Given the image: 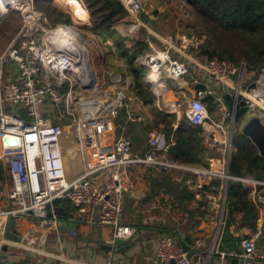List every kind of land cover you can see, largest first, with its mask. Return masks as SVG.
<instances>
[{
	"label": "built area",
	"instance_id": "built-area-1",
	"mask_svg": "<svg viewBox=\"0 0 264 264\" xmlns=\"http://www.w3.org/2000/svg\"><path fill=\"white\" fill-rule=\"evenodd\" d=\"M118 1L134 28L146 27L142 19L151 18L149 7L141 0ZM182 5L188 9L185 2L181 1ZM10 12L18 14L20 28L0 55V159L10 177V186L0 189V217L13 219L17 225L30 219L35 221L30 225L36 229L57 230V215L51 209L48 217L46 206L54 199H61L74 211L71 218L66 214V223L74 224L78 218L85 223L97 221L111 229V249L106 264H130L115 260L112 254L116 240L129 242L134 234V229L122 223L123 204L133 187L129 168L143 165L172 174L176 185L185 188L194 199L209 204L215 213V229L209 239L195 238L186 251L177 240L163 237L157 243L154 264H213L214 256L218 264H225L228 256L219 251V244L228 216V184L240 183L251 190L253 201L262 202L264 179L229 173L236 122L223 95L240 96L247 112L264 110V68L254 70L245 62L235 63L219 56L200 62L188 59L195 66V84L208 80L211 87L208 89L209 82L203 81L207 85L203 84L205 90L198 88L192 96H184L186 106L182 115L189 126L201 129L206 151L220 154L218 166H214L216 160L208 155L206 167L170 161L166 153L172 143L163 146L156 128L148 130L147 148L144 155L138 157L133 154L129 138L109 140L108 137L121 111H124L125 124L146 123L145 117L131 106L138 99L130 89V79H120L106 70L97 76L89 60H83L82 46L87 48L84 38L65 24L50 26L36 9L35 0H0V22ZM53 29H61L69 37L56 38L52 35ZM203 39L183 37L181 41L195 49ZM162 41L166 48H155L147 37L149 50L135 62L147 70L144 85L154 105L165 114L160 106L162 95L167 89L175 93L178 81L193 73L189 65L173 58L171 51L179 50L175 43L169 39ZM86 96L92 99L94 106L84 105ZM207 96L215 98V111L219 116L209 113L204 103ZM21 110L25 111L26 119ZM52 120L75 127L77 140L73 147L65 142L63 125ZM7 138L16 142L7 145ZM76 157L79 158L78 168L72 175L67 160L73 161ZM5 203L6 209L2 207ZM1 229L5 231L6 225ZM68 232L75 235V231ZM258 235L239 243V264H264V247L255 243ZM0 264H12L2 256L1 249ZM24 264L50 263L28 260Z\"/></svg>",
	"mask_w": 264,
	"mask_h": 264
},
{
	"label": "crops",
	"instance_id": "crops-1",
	"mask_svg": "<svg viewBox=\"0 0 264 264\" xmlns=\"http://www.w3.org/2000/svg\"><path fill=\"white\" fill-rule=\"evenodd\" d=\"M66 1H68L74 11L72 5H76L74 0H59L60 3ZM141 1L143 2L144 0ZM147 1L148 5L144 4L151 10L152 16L149 18V23L144 24L146 27L140 26L134 28L132 26V21L127 17L124 22L119 23L115 27L116 34L127 39L126 46L128 48L131 46L132 40L138 38L139 30L142 28L152 37L150 40L155 48H166L162 40H172L176 48L179 49L178 51H171L173 58L189 65V70L193 73L185 77V79L178 81L177 91H175V93L172 91L174 98L182 99L184 96H192L194 91L198 88L205 90V83L209 81L201 80V84H195L197 79L195 66L188 61L189 58H194L199 62L206 60L205 56L200 57L199 55L201 52L200 45L204 39L195 49L192 48L191 45L183 44L181 41L183 37H196L190 34V31L188 32L181 28V22L188 18L187 13L189 7L188 9L183 7V5L181 7V1L184 2L183 0ZM186 6L188 5L186 4ZM173 18L174 20L170 21L172 25H170L169 28L165 27L166 20ZM81 23L77 21L79 28L86 32L85 35L87 40L89 42L91 41L100 52H103V54L105 53L104 58L108 64L110 63V65L119 69L109 70L103 68V70L108 71L111 75L120 77V79H130L127 76L123 61L117 57L114 38L104 39L94 36L87 31L90 27V22L88 21L87 23V21H85V23ZM166 29L168 31H166ZM106 56L109 59H106ZM120 69H122V71ZM203 81H205V83ZM207 87L208 89L211 87V82H209ZM215 92L217 94L219 90L216 89ZM175 104L177 105V101ZM131 106L135 112L145 117L146 123L139 128L135 127L136 124H133L131 128H124V126L120 128L117 126V121L115 119L113 124L114 129L108 136L109 140L119 137L129 138L132 141L133 154L138 157H142L147 148L146 136L149 129L156 128L160 132L162 136L161 144L163 146L174 143L172 137L168 140L169 142L165 141L163 130L166 124H164L160 117L155 116L150 108L145 107L139 99L133 102ZM175 107L174 105V108L166 111L165 114L156 109V111H158L161 116H165L167 120L174 118L171 124L173 129L177 127L179 122V114L176 115L177 109L175 110ZM177 108H179V103ZM168 113L174 115L169 116ZM216 115L217 114H215V116ZM148 127L151 128L147 130ZM115 128L121 129V136L117 138L113 137ZM125 129L126 136H122ZM172 144L170 146H172ZM206 153L203 160L205 164L204 167L207 166V155L209 158L216 160L214 166H218L220 154L218 152L208 151ZM67 162L71 165V173L77 170V161L67 160ZM2 164L4 166L3 162ZM3 168L5 169V175L0 177V189L10 186L9 174L5 166ZM129 171L133 187L127 193L124 200L122 223L134 229V234L128 242L129 249L123 250L120 254H116L113 250L112 255L115 260L127 261L130 264H154L153 257L157 243L159 239L167 237L169 233L170 236L168 237H174L179 242L184 241L185 237H188L192 242L198 237L209 239L212 236L215 229V213L211 206L194 199L192 194L188 191H183L181 186L176 185L172 179L169 178L172 174H163L143 165H133L129 168ZM168 180H170L171 183ZM257 202L260 203V207L257 212L258 218L255 223V232L250 230V225L241 226L240 217L233 218L228 225H225L221 239V243L224 239L225 244L223 247H221V243L219 244V251L225 252L228 256L225 264H239L237 257L240 253L239 243L241 240L253 237L256 234H264V201ZM153 206L156 208L152 209ZM2 207L6 209L8 205L5 203ZM59 207L63 208L65 214H67L69 218L74 216L73 208L68 203L62 202ZM8 220L0 217V249L2 256L12 264H24L28 260L47 262L50 264H106L108 260L109 250L102 248V246L109 244L111 240V229L100 225L97 221L85 223L83 220L76 218L74 223L75 235L72 236L67 230L62 228L50 231L36 229L30 225V223H35V221L30 219H26L22 224L15 225L13 234L7 235L6 229L2 232L1 227L3 224L6 225ZM16 237H20V240H17ZM263 244L264 242L259 246L264 247ZM3 246H5L6 251H2ZM216 258L217 257L214 256L213 264L214 262L218 263Z\"/></svg>",
	"mask_w": 264,
	"mask_h": 264
},
{
	"label": "trees",
	"instance_id": "trees-1",
	"mask_svg": "<svg viewBox=\"0 0 264 264\" xmlns=\"http://www.w3.org/2000/svg\"><path fill=\"white\" fill-rule=\"evenodd\" d=\"M54 3L59 8H57ZM78 1V0H74ZM83 11L75 4H72L74 11L68 2L60 3L59 0H35L36 9L42 13L51 26L65 24L73 26V22H90L87 29L94 36L102 38H114L117 57L123 61L127 76L130 78L132 93L150 108L151 112L160 117L164 122L165 129L163 136L166 142L170 137L174 141L169 147L167 157L170 161H175L185 165H197L204 167L203 162L206 149L201 141V129L189 126L185 118L181 119L177 127L171 126L174 118L167 120L161 116L154 108L153 97L148 88L143 83L146 72L144 67L139 66L135 59L144 55L149 47L145 39L152 37L145 29H140L138 38L132 40L131 46H126V38L118 36L115 27L124 22L128 13L118 0H80ZM199 20L197 33H204L211 36V32H203L202 22L212 24L215 30L227 33L233 37H240L245 41L244 46L233 49L221 45L217 48H210L206 42L200 45V57L205 56L206 60L214 56L226 58L232 62H245L249 68L259 70L264 68V1L263 0H183ZM84 6V7H83ZM73 22H72V20ZM89 19V20H88ZM77 20V21H76ZM196 29V28H195ZM196 33V31L194 30ZM196 36V35H195ZM200 38L201 36H196ZM204 103L211 114L215 116V104L212 96H207ZM124 111H121L116 118L117 126L120 128H131L133 124L124 125ZM118 129V135L120 130ZM151 128L148 127L147 130ZM136 138V137H135ZM234 151L229 162V173L234 176H249L256 180L264 179V159L261 158L249 139L242 135L235 134L232 138ZM0 160V177L5 175V169ZM171 179V176L169 177ZM170 182V180H168ZM171 183V182H170ZM183 191H186L181 187ZM189 198V197H188ZM227 222L235 217H240V225H250V230L255 232L257 212L260 203L251 199V190L243 187L240 183L230 182L226 194ZM170 236L167 235V237ZM175 239L174 237H171ZM177 240V239H175ZM178 241V240H177ZM179 242V241H178Z\"/></svg>",
	"mask_w": 264,
	"mask_h": 264
},
{
	"label": "rangeland",
	"instance_id": "rangeland-1",
	"mask_svg": "<svg viewBox=\"0 0 264 264\" xmlns=\"http://www.w3.org/2000/svg\"><path fill=\"white\" fill-rule=\"evenodd\" d=\"M66 2H68V1H66ZM143 3L148 5L147 0H144ZM53 4L57 8H59L54 3V1H53ZM60 10L64 13H67V12L63 11L62 9H60ZM67 14H69V13H67ZM70 17H71V15H70ZM187 17H188L187 20L181 22V25H182L181 28L188 31V32L190 31L191 32L190 34H192V35H196V36L198 35V36L204 37V42H206L210 46V48H217L219 50L220 46L224 45V46H227V47H230L233 49H237V47L245 45V41L242 40L240 37L236 38V37L230 36L227 33H222L219 30H215L213 28L214 26L212 24H207V23L205 24L204 22H202L203 25H202L201 29L205 33L211 32L212 35L207 36L204 33L198 34L197 30L200 29L199 27L197 28V25L200 23L199 20H197L195 18V16L193 15V13H191L190 11H188ZM71 20H72V18H71ZM173 20H174V18L173 19H167L165 22L166 26H165V24H164V26L169 28L170 25H172L170 21H173ZM46 21L51 26V24L48 22L47 18H46ZM72 22H73V20H72ZM69 27L72 28L73 30H75L80 35V37L84 38L83 40L85 41L87 49L89 50L88 58L90 60V66L92 67L93 71L95 72V74L97 76L99 74H101V71L103 70V68L109 69V70H119V69H116L114 66L110 65V63L108 64L106 62V60L104 58L105 53L103 54V52H100V50L97 47H95L91 43V41L89 42L87 40L86 35H85L86 32L83 29L79 28V25H76L74 23L73 26H69ZM19 28H20V18L18 16V14L15 12L8 13V15L0 22V55L6 50L9 43L12 41V39L17 34ZM194 30L196 31V33L194 32ZM166 31H168V30L166 29ZM107 55H109V54H107ZM106 59H109V58L106 56ZM120 70L122 71V69H120ZM102 81H103V79H102ZM105 81L108 82V77H105ZM106 84H108V83H106ZM226 91L229 92L228 90H226ZM176 100L179 102V108H177L176 104H173V105L176 106L175 110L177 108V111H179V121H180L181 119L184 118L182 113L185 109L186 102H185V100L180 99V98H177ZM83 103H84V105L94 106L92 99H90L88 96L85 97V100H83ZM155 109H157L156 106H155ZM21 114H22V117L24 119L27 118L24 110H21ZM168 114H169V116L174 115V114H170V113H168ZM217 116H219V115L217 114ZM43 117L46 118L47 115L44 116V114H43ZM52 122L63 125V128H64L63 129V131H64L63 137L65 138V142L67 143L68 146L73 147L76 140H77L74 137L75 127H73L71 125L68 126V125H66L65 122L53 121V120H52ZM140 126L141 125H135L136 128H139ZM119 136H121V134L118 135V129L115 128V131L113 133V137L117 138ZM122 136H126V129L123 131ZM75 160L79 161V158L76 157ZM74 173L75 172H72V173L70 172L69 174L73 175ZM16 231H17V229H16ZM222 243H221V247H223V245L225 244L224 239L222 240ZM214 264H218V263L214 262Z\"/></svg>",
	"mask_w": 264,
	"mask_h": 264
},
{
	"label": "water",
	"instance_id": "water-1",
	"mask_svg": "<svg viewBox=\"0 0 264 264\" xmlns=\"http://www.w3.org/2000/svg\"><path fill=\"white\" fill-rule=\"evenodd\" d=\"M150 21L149 18H143L142 22L144 24H148ZM223 100L229 111L233 112V117L236 122V132L235 134L242 135L249 139L251 144L256 149L258 155L264 159V110H258L255 113H250L246 111L244 107V102L242 101L240 96L236 98L228 93L223 95ZM9 141H14L9 138L5 140L7 145L13 144L9 143ZM216 184H219V181H215ZM62 204L61 199H54L50 204L46 206L47 216L50 217L51 209L56 213L58 222L57 227L62 228L64 230L74 231L75 225L71 223H66V214L62 207L59 205ZM15 225H17L16 221L13 219H9L6 224V234L12 235ZM15 238V236H14ZM17 240H20V237H16ZM264 242V234L258 235L255 239V243L260 245ZM184 250L189 249V245L191 240L188 237L184 238V241L179 242ZM102 248L106 250H110V242L108 245L102 246ZM129 249V243L127 241L116 240L115 241V253L120 254L123 250ZM2 251H6L5 246L2 247Z\"/></svg>",
	"mask_w": 264,
	"mask_h": 264
},
{
	"label": "bare ground",
	"instance_id": "bare-ground-1",
	"mask_svg": "<svg viewBox=\"0 0 264 264\" xmlns=\"http://www.w3.org/2000/svg\"><path fill=\"white\" fill-rule=\"evenodd\" d=\"M75 3L81 10H83L82 9V5L80 4L79 1H75ZM52 35L56 36V38H59L60 35H65V36L69 37V34L64 33L63 30H61V29H53V34ZM81 54H82L83 60H87V59L89 60V58H88L89 50L85 46H82ZM89 63H90V60H89ZM87 69H89V73H90L91 72L90 68L87 67ZM154 75L155 74H153V76ZM88 91H90V89ZM162 99H163V104L160 105V106H161L162 110L165 111V112L173 109L174 108L173 104H175L176 101H177L176 98H174V96L172 94V91H170L169 89H167V91L163 95ZM169 105H170V107H169ZM67 155L70 156L71 152L69 151L67 153Z\"/></svg>",
	"mask_w": 264,
	"mask_h": 264
},
{
	"label": "snow or ice",
	"instance_id": "snow-or-ice-1",
	"mask_svg": "<svg viewBox=\"0 0 264 264\" xmlns=\"http://www.w3.org/2000/svg\"><path fill=\"white\" fill-rule=\"evenodd\" d=\"M9 143H14V141H9Z\"/></svg>",
	"mask_w": 264,
	"mask_h": 264
}]
</instances>
